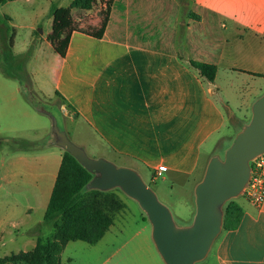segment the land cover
Masks as SVG:
<instances>
[{
    "label": "crops",
    "instance_id": "crops-1",
    "mask_svg": "<svg viewBox=\"0 0 264 264\" xmlns=\"http://www.w3.org/2000/svg\"><path fill=\"white\" fill-rule=\"evenodd\" d=\"M54 6L66 8L52 3L38 41L31 35L32 44L47 48L35 49L41 65L25 88L43 104L58 98L63 106L54 115L62 128L82 122L100 147L99 158L149 173L151 180L166 166L163 181L169 175L173 184L194 190L215 154L203 158V147L228 125L236 134L264 94V0H93L90 10L72 15L101 36L74 32L64 58L49 40ZM189 60L216 67L215 81L201 77ZM19 92L12 90V102ZM41 131L46 147H56L52 124ZM56 149L16 151L0 161V172L10 178L5 187L0 177V249L18 245L13 254L27 253L42 237L44 220L21 231L34 207L15 193L34 189L45 216L64 155ZM238 204L241 221L222 232L216 264H264V206L256 208L246 196Z\"/></svg>",
    "mask_w": 264,
    "mask_h": 264
},
{
    "label": "rangeland",
    "instance_id": "rangeland-1",
    "mask_svg": "<svg viewBox=\"0 0 264 264\" xmlns=\"http://www.w3.org/2000/svg\"><path fill=\"white\" fill-rule=\"evenodd\" d=\"M51 2L67 8L72 0H15L0 5V113L3 114L0 119V138L6 140L0 144V161L8 160L16 152L14 144L16 140L35 143V149L30 150V152H35L34 154L59 150L56 147H46L47 141L43 139L45 132L41 131V127L49 126L51 129L52 120L39 110L44 109L54 115V108L61 111L62 102L57 98L54 103L43 104L36 96L30 94L28 88H25L30 87L29 79H34V71L39 70L41 65V60L35 56L37 52L35 49H38V45H42V49L47 48L41 42L32 44L31 35L35 33L37 41L42 35L49 18L48 9L52 5ZM13 36L15 37L14 46L10 49ZM7 74L15 77H9ZM15 88L22 89V92L14 95L16 102H12L11 92ZM32 88L34 90L37 88L34 83ZM25 108H28V112ZM58 115L63 120L67 118L63 117L60 112ZM59 124L64 128L60 120ZM65 130L69 139L75 145L82 147L90 158L100 157L98 151L100 147L97 141L82 122L77 121L74 125H68ZM235 135L234 127L226 126L221 135L215 136L203 147V158L205 154L212 151L214 155L223 156ZM222 137L225 138L222 139ZM114 163L120 162L115 160ZM141 175L156 192L160 201L169 207L179 225L185 226L192 222L196 206L194 190L190 186L180 182L173 184L174 180L169 175H166L168 177L166 181L162 178L153 181L149 173ZM6 176L8 173L3 169L0 177L5 187L9 185L7 180L10 179ZM34 191V189L27 188L26 191L15 193V196L23 202L34 207L31 222L21 231H27L44 220V211L38 208L34 200L36 195ZM0 193L5 194V190H1ZM98 201L108 209L115 221L114 225L96 245L82 241L68 243L60 255L61 264H164L152 241L151 225L147 219L145 220V214L135 201L120 190L100 195ZM41 231L42 237L53 239L55 232L53 224H43ZM219 238L208 258L199 264H216L214 256ZM18 248L19 246L16 245L0 249V257L17 253Z\"/></svg>",
    "mask_w": 264,
    "mask_h": 264
},
{
    "label": "water",
    "instance_id": "water-1",
    "mask_svg": "<svg viewBox=\"0 0 264 264\" xmlns=\"http://www.w3.org/2000/svg\"><path fill=\"white\" fill-rule=\"evenodd\" d=\"M52 120V145L72 155L92 178L88 191L120 190L135 201L152 228V241L164 264H199L205 261L223 232L225 207L242 197L252 177V162L264 155V94L251 108V117L236 133L223 156L213 155L194 188L195 214L189 225H179L172 211L135 169L104 158H90L75 145L59 120Z\"/></svg>",
    "mask_w": 264,
    "mask_h": 264
},
{
    "label": "trees",
    "instance_id": "trees-1",
    "mask_svg": "<svg viewBox=\"0 0 264 264\" xmlns=\"http://www.w3.org/2000/svg\"><path fill=\"white\" fill-rule=\"evenodd\" d=\"M13 1L15 0H0V5ZM92 6L93 0H74L67 8L53 7V29L49 40L55 52L62 58L67 54L74 32L86 33L97 38L101 36L99 32L95 34L90 27L82 26L76 22L72 15L74 9L90 10ZM188 16L198 19L191 12ZM184 28L185 25L181 26V31H184ZM13 43L12 40L10 49H12ZM179 49H181V53L184 52L182 41H179ZM188 62L208 82L215 81L218 72L216 67L191 60ZM7 75L15 77L12 74ZM14 144L16 151H30L36 147L35 143L25 140H16ZM91 178L92 175L72 155L64 152L44 216V221L47 224L54 225L53 239L39 237L36 247L32 251L0 257V264H61L60 255L68 243L82 241L91 245L98 244L113 225L114 219L104 204L98 201V197L106 193L86 189ZM243 197L234 199L226 205L223 231H230L238 227L242 217V209L238 201Z\"/></svg>",
    "mask_w": 264,
    "mask_h": 264
},
{
    "label": "built area",
    "instance_id": "built-area-1",
    "mask_svg": "<svg viewBox=\"0 0 264 264\" xmlns=\"http://www.w3.org/2000/svg\"><path fill=\"white\" fill-rule=\"evenodd\" d=\"M252 169V177L244 196H246L252 205L261 209L264 206V155L252 162ZM166 171V166H159L153 174L152 180H158Z\"/></svg>",
    "mask_w": 264,
    "mask_h": 264
}]
</instances>
